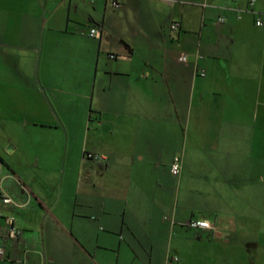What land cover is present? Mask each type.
Here are the masks:
<instances>
[{
    "label": "crops",
    "instance_id": "0c3cea01",
    "mask_svg": "<svg viewBox=\"0 0 264 264\" xmlns=\"http://www.w3.org/2000/svg\"><path fill=\"white\" fill-rule=\"evenodd\" d=\"M66 93L86 146L49 164L25 138L58 131ZM0 123L24 124L0 135V176L30 202L0 201V264H264V0H0ZM177 183L204 215L171 208Z\"/></svg>",
    "mask_w": 264,
    "mask_h": 264
},
{
    "label": "rangeland",
    "instance_id": "374dc122",
    "mask_svg": "<svg viewBox=\"0 0 264 264\" xmlns=\"http://www.w3.org/2000/svg\"><path fill=\"white\" fill-rule=\"evenodd\" d=\"M51 94V93H50ZM59 98H61L63 106H56L55 110L58 112L59 117L61 119V123L57 124L60 125L57 132H54L53 130H34L31 126L28 127L25 130L30 132H33L32 134L28 135L29 138H25V141L29 143L32 147H34L36 150H42L45 154H47L49 164H55L58 160L56 157H53L52 155L58 153V151L62 148H68L70 149V154H77V152L85 148V140L87 137V131L85 129L86 123L80 122V118L82 114L87 110L86 106H77L78 104H82V100L77 98L73 94L66 93L64 96L60 95ZM89 104L88 102H86ZM86 104V105H87ZM51 111V110H50ZM47 123L54 124L53 121H58L56 117L50 118L47 120ZM22 125L24 124H6V123H0V135H2L5 132H11V134H19L22 129ZM32 130V131H31ZM35 131V132H34ZM68 132V134L66 133ZM16 140H18V136L16 137ZM22 140V139H20ZM54 152V153H53ZM89 154H94L89 151H84V157L87 161H92L88 158ZM182 157V156H181ZM59 163V162H58ZM56 168V167H54ZM60 168V167H59ZM58 170H55L56 173ZM62 172V171H61ZM71 172H67L65 177V186L63 189V197H69L70 200L73 201V190H72V177L69 176ZM60 179L62 177V174L58 173ZM215 175V174H214ZM67 180V181H66ZM70 180V182H68ZM194 190V192H190L189 190ZM211 188H207L206 190L209 191ZM215 188L209 191V195L212 197L213 202H210V209H216L218 207V204L216 203V192L214 191ZM194 199H200V188L199 187H191V186H185L184 184L177 183L174 192L173 197L171 201V208L174 209L176 206L179 210H190L188 207H193L194 212L196 215H204V211L201 209H204L205 204H201L199 200H193ZM171 221V216L169 218Z\"/></svg>",
    "mask_w": 264,
    "mask_h": 264
},
{
    "label": "built area",
    "instance_id": "2783aa9c",
    "mask_svg": "<svg viewBox=\"0 0 264 264\" xmlns=\"http://www.w3.org/2000/svg\"><path fill=\"white\" fill-rule=\"evenodd\" d=\"M256 0H249V6H253L255 4ZM221 22H224V18L220 19ZM256 25L257 26H262L263 23L260 19H258L256 21ZM173 30H178L180 28V25L178 23H175L172 25L171 27ZM91 37L93 38H100L101 36V32L100 30H98L97 28H92L90 30V34ZM198 57H200L198 55ZM180 61L183 63H187L188 62V55H182L180 57ZM200 75L202 77L206 76V73L204 70L201 71ZM89 159L92 160H106V157L104 156H100V155H95V154H89L88 155ZM182 169H183V162H182V158L180 156H175L174 160L171 164V168H170V172L174 177H179L182 173ZM0 201L6 205V206H10V207H14V208H24L27 207L29 205V201L27 202H23L20 203L18 202L3 186V180L0 176ZM7 222L9 225V237L16 239L18 238L21 234H22V230L16 227V217L15 216H10L7 218ZM215 226H216V221L212 222L210 220H192L189 223V227L194 228V229H204V230H215ZM7 252L5 250L4 247L0 246V260H3L6 258ZM178 258H176L177 260Z\"/></svg>",
    "mask_w": 264,
    "mask_h": 264
},
{
    "label": "trees",
    "instance_id": "16d2710c",
    "mask_svg": "<svg viewBox=\"0 0 264 264\" xmlns=\"http://www.w3.org/2000/svg\"><path fill=\"white\" fill-rule=\"evenodd\" d=\"M179 24V23H178ZM180 25V24H179ZM171 168V167H170Z\"/></svg>",
    "mask_w": 264,
    "mask_h": 264
}]
</instances>
